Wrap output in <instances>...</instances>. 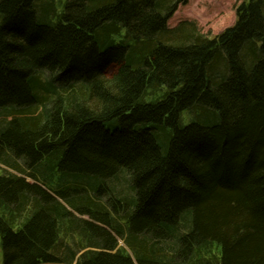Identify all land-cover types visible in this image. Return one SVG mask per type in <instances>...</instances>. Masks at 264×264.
I'll use <instances>...</instances> for the list:
<instances>
[{
	"label": "trees",
	"instance_id": "1",
	"mask_svg": "<svg viewBox=\"0 0 264 264\" xmlns=\"http://www.w3.org/2000/svg\"><path fill=\"white\" fill-rule=\"evenodd\" d=\"M188 1L0 0L3 264H264V0Z\"/></svg>",
	"mask_w": 264,
	"mask_h": 264
},
{
	"label": "rangeland",
	"instance_id": "2",
	"mask_svg": "<svg viewBox=\"0 0 264 264\" xmlns=\"http://www.w3.org/2000/svg\"><path fill=\"white\" fill-rule=\"evenodd\" d=\"M244 0H189L184 4H180L178 10L168 20V26L173 28L183 21H190L197 25L198 29L208 35L210 38L222 33L225 29L233 26L237 20V7ZM188 114H184V124L191 122ZM17 172L0 163V173ZM29 182L33 180L26 177ZM76 214V213H75ZM84 220H90L88 216L78 215ZM119 247H126L129 254L132 255L130 248L126 246L123 239L115 234ZM0 264H3V250L1 246L0 235Z\"/></svg>",
	"mask_w": 264,
	"mask_h": 264
}]
</instances>
